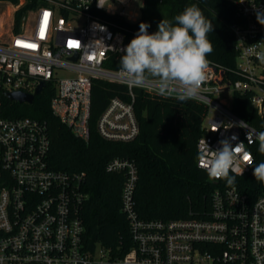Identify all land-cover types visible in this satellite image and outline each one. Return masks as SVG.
I'll return each instance as SVG.
<instances>
[{
    "label": "built area",
    "instance_id": "built-area-1",
    "mask_svg": "<svg viewBox=\"0 0 264 264\" xmlns=\"http://www.w3.org/2000/svg\"><path fill=\"white\" fill-rule=\"evenodd\" d=\"M132 2L103 0L100 8L97 0H0L13 6L8 36L0 40V264H264V194L252 199L234 186L217 188L203 217L143 220L134 209L137 169L122 158L108 161L104 170L123 176L120 211L131 244L121 252L100 244L88 248L80 217L85 174L50 169L45 122L4 116L6 93L33 94L40 83L43 91L50 84L52 114L87 140L92 82L103 80L125 86L129 100L110 99L96 132L108 142L133 141L139 134L134 89L162 96L150 86L128 85L119 68L106 67L127 45L124 25L112 19H139ZM235 6V64L209 62L208 79L191 100L207 111L195 145L197 167H207L206 160H198L207 151L205 141L215 150L227 139L233 146L244 143L230 172L241 176L254 160L256 134L264 132V64L247 54L249 45L264 41V25L257 19L264 15V0H235ZM22 7L26 15L15 28L14 14ZM235 95L247 97L259 128L233 113Z\"/></svg>",
    "mask_w": 264,
    "mask_h": 264
},
{
    "label": "trees",
    "instance_id": "trees-1",
    "mask_svg": "<svg viewBox=\"0 0 264 264\" xmlns=\"http://www.w3.org/2000/svg\"><path fill=\"white\" fill-rule=\"evenodd\" d=\"M192 4H196L213 23V32L208 34L213 51L207 56L208 61L233 67L235 41L231 26L238 22L235 0H144L136 22L112 20L124 25L125 42L128 44L139 31L140 23H148V32L153 33L158 30V23L162 19L173 20ZM26 11L27 8L22 7L15 12V28ZM98 14L105 17L102 13ZM122 55L111 57L106 67L118 69ZM133 92L139 134L128 143L105 141L96 132V121L110 99L118 97L129 100L125 86L93 80L87 140L76 137L52 114L50 101L54 91L50 84L40 95L34 96L30 104L10 101L2 96L4 116L45 122L50 169L85 174L82 190L86 199L81 206L80 217L84 226V240L90 249L100 244L114 252H121L131 244L127 222L120 211L123 176L104 170L106 163L114 158L128 159L137 169L134 209L143 220L203 217L210 208L212 192L217 188L230 187L224 180H209L206 172L196 164L195 145L202 134V121L207 113L204 105L191 99L180 102L156 97L140 89ZM232 111L248 124L259 128L246 96L235 95ZM251 151L254 164L247 173L236 176L231 186L253 199L264 194V184L253 176V168L264 162V154L259 152L258 143L251 146Z\"/></svg>",
    "mask_w": 264,
    "mask_h": 264
},
{
    "label": "clouds",
    "instance_id": "clouds-1",
    "mask_svg": "<svg viewBox=\"0 0 264 264\" xmlns=\"http://www.w3.org/2000/svg\"><path fill=\"white\" fill-rule=\"evenodd\" d=\"M97 6L105 8L103 0H97ZM257 19L264 25V15L258 13ZM149 27L148 23H140L139 31L122 49L119 72L123 80L133 87H153L158 95L180 102L197 98L208 79L207 56L213 51L208 34L213 32V23L192 4L173 20L162 19L157 31L149 33ZM262 42L249 45L247 54L264 64ZM255 139L259 142V152L264 154V132L256 134ZM248 142H254L249 135ZM205 144L207 151H201L198 160L207 161L205 171L209 180H224L227 185H233L236 176L230 172L244 143L233 146L225 139L219 141L220 147L215 150L206 141ZM253 164L254 160L248 166ZM253 176L264 184V162L254 166Z\"/></svg>",
    "mask_w": 264,
    "mask_h": 264
},
{
    "label": "rangeland",
    "instance_id": "rangeland-1",
    "mask_svg": "<svg viewBox=\"0 0 264 264\" xmlns=\"http://www.w3.org/2000/svg\"><path fill=\"white\" fill-rule=\"evenodd\" d=\"M144 0H133L132 9L139 14L140 8L143 5ZM13 6L6 3H0V40H4L9 33L10 26L13 21V15H11V11ZM26 15V12L23 16ZM63 75V74H62ZM207 123V118L202 121V124L205 125Z\"/></svg>",
    "mask_w": 264,
    "mask_h": 264
},
{
    "label": "water",
    "instance_id": "water-1",
    "mask_svg": "<svg viewBox=\"0 0 264 264\" xmlns=\"http://www.w3.org/2000/svg\"><path fill=\"white\" fill-rule=\"evenodd\" d=\"M44 83H40L33 94H26L23 92H10L6 93L5 96L10 101H16L18 103H32L34 96L40 95L43 92Z\"/></svg>",
    "mask_w": 264,
    "mask_h": 264
},
{
    "label": "snow or ice",
    "instance_id": "snow-or-ice-1",
    "mask_svg": "<svg viewBox=\"0 0 264 264\" xmlns=\"http://www.w3.org/2000/svg\"><path fill=\"white\" fill-rule=\"evenodd\" d=\"M44 15H45V17H47L48 16V13L45 12ZM17 43H18V45L22 44V42H20V41H18ZM23 46L32 47V48H35L36 47L35 45H32V44H25ZM245 159H247V157H245Z\"/></svg>",
    "mask_w": 264,
    "mask_h": 264
}]
</instances>
